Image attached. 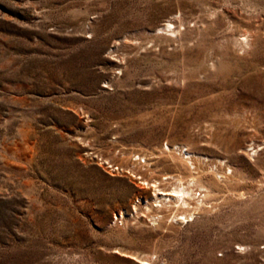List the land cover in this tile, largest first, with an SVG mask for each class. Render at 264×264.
<instances>
[{
	"label": "rangeland",
	"instance_id": "374dc122",
	"mask_svg": "<svg viewBox=\"0 0 264 264\" xmlns=\"http://www.w3.org/2000/svg\"><path fill=\"white\" fill-rule=\"evenodd\" d=\"M0 264H264V0H0Z\"/></svg>",
	"mask_w": 264,
	"mask_h": 264
},
{
	"label": "bare ground",
	"instance_id": "6f19581e",
	"mask_svg": "<svg viewBox=\"0 0 264 264\" xmlns=\"http://www.w3.org/2000/svg\"><path fill=\"white\" fill-rule=\"evenodd\" d=\"M170 19L168 20V21H166V23L164 24V26L165 25H168L169 23H170ZM171 24V23H170ZM166 27H169V26H166ZM160 29V28H159ZM162 30V29H161ZM169 30V29H168ZM187 152V151H186ZM188 156V155H187ZM176 177V176H175ZM199 179V178H198ZM156 182V181H155ZM177 183V182H176ZM158 188H160V187H158ZM186 189V188H185ZM169 191V190H168ZM168 191H167V193H168ZM187 191H185L184 189H182V188H180V189H173L172 188V191L169 193L170 195H172V196H176V197H180V199H181V201L183 202H185V201H187V200H184V198H183V194L184 193H186ZM188 194H189V192H187ZM162 194H165V192L164 193H162ZM156 195V194H155ZM185 196V195H184ZM158 197V196H157ZM191 197V196H190ZM167 198V197H166ZM170 198V197H169ZM168 198V199H169ZM175 198V197H174ZM165 201V200H164ZM178 203V202H177ZM188 205V204H187Z\"/></svg>",
	"mask_w": 264,
	"mask_h": 264
},
{
	"label": "built area",
	"instance_id": "2783aa9c",
	"mask_svg": "<svg viewBox=\"0 0 264 264\" xmlns=\"http://www.w3.org/2000/svg\"><path fill=\"white\" fill-rule=\"evenodd\" d=\"M141 161H142V159H141ZM194 194H195V196H197V194H198L197 189L195 190Z\"/></svg>",
	"mask_w": 264,
	"mask_h": 264
}]
</instances>
